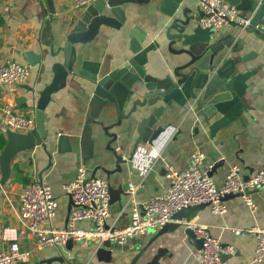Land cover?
I'll list each match as a JSON object with an SVG mask.
<instances>
[{
	"label": "crops",
	"instance_id": "1",
	"mask_svg": "<svg viewBox=\"0 0 264 264\" xmlns=\"http://www.w3.org/2000/svg\"><path fill=\"white\" fill-rule=\"evenodd\" d=\"M112 1L120 3L116 12L119 19L111 12L108 0H100L99 4L106 3L104 13L110 16L109 21L98 26L93 23L94 29L89 26L84 30L87 23L79 21L85 12L97 11L95 3L76 8L74 0H0V62L28 64V57L39 61L31 67L24 83L0 87V139L7 140L5 148L0 149V179L2 169L8 175L0 192V252L17 238L24 249L32 250L30 259L18 264H33L51 257L62 258L53 264H149L154 260L159 264H198L193 256L197 245L186 233L183 223H176L163 233L151 230L117 246L102 248L92 241L75 242L72 250L66 244L38 248L31 233L21 232L19 209V193L35 180L45 179L59 200L57 213L49 223L54 227L67 223L71 198L66 194L65 185L76 177L81 166H85L88 177L107 179L114 188L123 185V191L133 182L137 187L135 196L130 199L123 192L120 200L111 202L107 218V226L124 227L129 224L135 206L142 207L164 192L167 171L184 170L190 154L196 150L204 153L200 168L208 173L215 163L226 159L213 171L212 178L219 187L233 166L243 175L264 168V86L261 84L253 91L258 94L256 98L251 97L250 108L242 110L225 127L217 129L220 123L214 125L223 117L221 114L206 121L198 109L191 108V102L184 107L174 103L165 112V132L152 145L140 143L136 147L139 121L120 117L129 110L120 113L116 104L110 107L112 116L106 113V108H101L102 96L96 93L97 82L90 73L89 62L102 61L110 55L116 67L122 56L132 55L131 43L142 38H146L144 45L162 42L176 0ZM179 7H191L197 14L201 12L198 0H181ZM240 10L254 19L251 10ZM219 33L222 40L232 43L227 48L230 54L236 51L248 58L249 66L258 67L256 78L264 75L261 30H242L234 25L220 29ZM74 36L82 39L67 43ZM172 57L167 47L161 48L158 74L172 68L168 64ZM58 63L73 70L66 76L65 86L51 95L44 110L46 138L38 133L37 123L35 129L27 132L9 129L3 121L2 107L12 103L19 112L36 119L34 93L52 82ZM131 106L132 103L125 108ZM138 150H147L155 156L153 167L145 176L129 160H123ZM104 168L115 172L108 174ZM252 197L256 209H251L240 196L230 195L225 199L227 212L223 215L212 214L207 205L192 211L193 217L213 235L236 246V254L225 256L223 264H258L254 262L256 238L234 232L238 228L264 227V186L254 191ZM78 225L87 229L94 226L88 221Z\"/></svg>",
	"mask_w": 264,
	"mask_h": 264
},
{
	"label": "built area",
	"instance_id": "2",
	"mask_svg": "<svg viewBox=\"0 0 264 264\" xmlns=\"http://www.w3.org/2000/svg\"><path fill=\"white\" fill-rule=\"evenodd\" d=\"M96 1L74 0V5L76 8H83ZM198 3L203 13L199 24L204 28L215 30L239 25L242 30L258 29L264 33V25L254 21L252 16L242 14L236 4L227 0H198ZM30 74L31 66L28 64L11 60L0 62V87L24 83ZM2 112L3 121L9 129L23 132L35 129V117L19 112L12 103H6ZM204 157L203 152L196 150L190 154L184 170H168V183L164 192L143 203L144 214L141 207L135 206L129 224L120 228L107 226L111 205L109 181L88 177L85 166H81L76 177L65 185L66 194L72 199L73 206L64 226L54 227L49 224L57 213L59 200L45 179L35 180L19 193L21 232L31 233L38 248L63 246L69 239L124 244L131 237L151 230L160 231L170 223H183L186 229L194 232L197 240H202V246L197 247L193 253L195 261L198 264H223V256L235 255L236 246L213 235L206 225L199 223L194 217L188 219L181 214L191 207L207 205L212 214L223 215L227 212V195L240 196L251 209H256L252 193L264 186V168L247 178L238 167L233 166L223 185L219 187L208 172L201 170L200 164ZM128 160L145 176L152 169L155 156L147 150H138ZM136 190V185L130 182L124 192L132 199ZM85 221L92 222L94 226L87 229L78 225ZM234 232L236 235H252L256 238L254 262L264 264V227L256 225L238 228ZM22 246L17 238L10 242L8 248L0 252V264L28 261L32 250Z\"/></svg>",
	"mask_w": 264,
	"mask_h": 264
},
{
	"label": "water",
	"instance_id": "3",
	"mask_svg": "<svg viewBox=\"0 0 264 264\" xmlns=\"http://www.w3.org/2000/svg\"><path fill=\"white\" fill-rule=\"evenodd\" d=\"M227 1L236 4L240 9L254 12V21L264 22V0H248L247 6H245L246 0ZM99 2L100 0H97L94 4L97 9L95 13L90 14L87 11L80 19L79 22L84 25L87 23V28L84 30L89 26L94 29L93 23L98 26L109 21L110 16L104 13L106 3L101 5ZM180 2L181 0H176L172 7L170 13L172 19L165 30V39L159 44L144 45L146 38L131 43L130 52L132 55L130 57L122 56L116 67H113L110 55H106L105 60L89 62L90 73L95 75L97 82L96 93L102 96L101 108H106V113L112 116L110 107L112 104H116L120 113L129 110L120 117L139 121L136 147L140 143L152 145L165 132V112L174 103L184 107L191 102V108L198 109L205 116L206 121L221 114L223 117L214 122V125L220 123L217 127L219 129L240 115L242 110L250 108L251 97L256 98L258 94L253 92L254 89L258 84L264 86V75L256 78L258 67L249 66L248 58L237 54L236 51L230 54L227 48H230L232 43L229 44L221 39L220 29L202 27L199 24V19L203 15L202 11L197 14L191 7L180 9ZM107 5L115 14L116 19H119L116 12L120 9V3L108 0ZM75 31L73 33H76ZM75 38L80 40L82 36L71 37L67 43L72 44ZM164 47H167L173 55L168 62L172 68L158 74L161 71L159 54L161 48ZM38 62L28 57V65L31 67ZM56 67L52 82L34 93L35 97H33V102L36 103L37 129L42 138H46L47 133L44 125V110L51 95L65 86L66 76L69 71L73 70L72 67L60 63ZM261 90L262 87L257 92ZM130 103L132 106L126 109L125 107ZM118 159H122V157H118ZM123 160L128 161L126 158ZM225 160L221 159L215 163L208 174L212 176L213 171L223 165ZM118 165L120 168V164ZM104 171L108 174L115 172L106 168ZM249 176L250 174L245 175L247 178ZM7 178L8 175L2 169L0 192ZM123 190V185H119L117 188L110 185L111 202L115 199L120 200ZM228 196L230 195H227L226 198ZM72 206L73 201L70 199V211ZM194 209L195 207L186 209L181 216L188 219L193 218L192 211ZM144 213L145 211H143ZM175 224L166 225L160 230V233ZM186 233L197 247L202 246V240H197L191 229H187ZM74 243L73 239H69L66 247L72 250ZM96 243L102 248L113 246L111 241H96ZM225 256L230 255H224L223 261ZM56 260H62V258L51 257L33 264H53ZM149 264L159 263L154 260Z\"/></svg>",
	"mask_w": 264,
	"mask_h": 264
},
{
	"label": "rangeland",
	"instance_id": "4",
	"mask_svg": "<svg viewBox=\"0 0 264 264\" xmlns=\"http://www.w3.org/2000/svg\"><path fill=\"white\" fill-rule=\"evenodd\" d=\"M120 227H121V226H117V228H120ZM131 238H133V237H131ZM131 238H130V239H131ZM75 242L78 243V244H81V243L83 244V243H86V242H92V241H91V240H90V241H86V240H75ZM118 244H119L118 242H113V245H114V246H117Z\"/></svg>",
	"mask_w": 264,
	"mask_h": 264
},
{
	"label": "trees",
	"instance_id": "5",
	"mask_svg": "<svg viewBox=\"0 0 264 264\" xmlns=\"http://www.w3.org/2000/svg\"><path fill=\"white\" fill-rule=\"evenodd\" d=\"M7 145V140L5 138L0 139V149L5 148Z\"/></svg>",
	"mask_w": 264,
	"mask_h": 264
}]
</instances>
